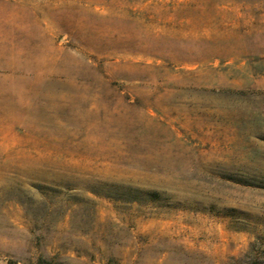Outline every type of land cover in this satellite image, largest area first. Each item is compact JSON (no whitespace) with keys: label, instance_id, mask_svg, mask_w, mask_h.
<instances>
[{"label":"rangeland","instance_id":"obj_1","mask_svg":"<svg viewBox=\"0 0 264 264\" xmlns=\"http://www.w3.org/2000/svg\"><path fill=\"white\" fill-rule=\"evenodd\" d=\"M0 264H264V0H0Z\"/></svg>","mask_w":264,"mask_h":264}]
</instances>
